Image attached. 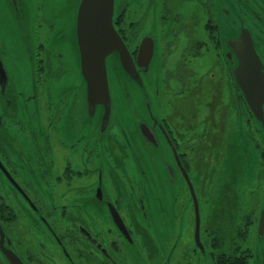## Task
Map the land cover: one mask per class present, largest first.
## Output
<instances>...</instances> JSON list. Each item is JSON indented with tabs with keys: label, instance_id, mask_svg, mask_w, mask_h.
Segmentation results:
<instances>
[{
	"label": "flooded vegetation",
	"instance_id": "obj_1",
	"mask_svg": "<svg viewBox=\"0 0 264 264\" xmlns=\"http://www.w3.org/2000/svg\"><path fill=\"white\" fill-rule=\"evenodd\" d=\"M78 3L0 0V264H264V0H114L153 171L115 99L105 124L88 111ZM243 31L256 91L234 72Z\"/></svg>",
	"mask_w": 264,
	"mask_h": 264
},
{
	"label": "water",
	"instance_id": "obj_2",
	"mask_svg": "<svg viewBox=\"0 0 264 264\" xmlns=\"http://www.w3.org/2000/svg\"><path fill=\"white\" fill-rule=\"evenodd\" d=\"M87 5L88 12L98 25H100L110 36V43L108 47L111 49L109 54L105 56L104 65L105 70L107 73V86L106 90L108 95L106 96L103 103H95V97L93 96L88 83L87 77L83 74L82 71V54L80 53V73L83 77L86 86V97H87V105L88 111L90 115L99 107L101 109V119L102 122L105 124L109 120V116L112 112V101L115 99L117 106L113 112H115V118H118L121 122L120 128L123 130V133L127 136L131 132H134L135 135L138 133L141 137H143L140 145L138 148H141V161L151 170L155 169V155L157 153V141L156 138L149 130V128L141 124V74L135 67V63L129 53L128 49L126 48L125 44L123 43L121 37L115 30L113 26V3L114 0H85ZM78 31H79V22H78V15H77V39H78ZM244 32L246 34H244ZM247 36V37H246ZM244 44H243V60L241 59L239 67L235 68L234 72L237 76V79L241 78L242 83L246 82L244 85L245 89H254L253 74H257L256 77L259 79V75H263L261 70V63L258 60L254 50L251 38L247 31H243L242 36ZM234 41H229L230 48L234 51L235 44L236 47L241 45V39ZM151 48L149 49H141L137 56V64L141 67V57L146 54L147 58L151 56ZM116 54V56H113ZM241 57V56H240ZM113 59V61H112ZM119 61L120 65L116 63ZM110 68L112 69V73L110 72ZM261 79V78H260ZM111 82V83H110ZM112 84V90H111ZM261 88V87H260ZM259 88V90H260ZM110 101V102H109ZM121 105L122 116L119 118L117 111L118 105ZM123 106V110H122ZM99 109V111H100ZM151 111V109H149ZM126 116H131L132 124H126L123 122V119ZM262 117L259 116V118ZM154 174L151 173V176ZM263 232V215L260 219V226H259V236H262Z\"/></svg>",
	"mask_w": 264,
	"mask_h": 264
},
{
	"label": "snow or ice",
	"instance_id": "obj_3",
	"mask_svg": "<svg viewBox=\"0 0 264 264\" xmlns=\"http://www.w3.org/2000/svg\"><path fill=\"white\" fill-rule=\"evenodd\" d=\"M67 7L69 0H61ZM79 31L77 47L82 54V71L87 77L88 86L95 97V103H103L108 95L107 73L104 59L111 49L108 47L110 36L100 25L91 18L85 0H79L77 5ZM241 45L237 47V55L243 60V37ZM4 58L0 57V69L3 68ZM110 102V101H109ZM198 215V212H197Z\"/></svg>",
	"mask_w": 264,
	"mask_h": 264
},
{
	"label": "rangeland",
	"instance_id": "obj_4",
	"mask_svg": "<svg viewBox=\"0 0 264 264\" xmlns=\"http://www.w3.org/2000/svg\"><path fill=\"white\" fill-rule=\"evenodd\" d=\"M39 25H40V28L42 27L41 26V22L40 23H38ZM40 31L42 32V29H40ZM214 60H215V57L213 56V54L212 53H210L207 57H205V59H204V61H202L201 59H199V60H197L196 62H199L198 64H197V66L199 67V68H201V66L203 65V64H207V67H209V65L210 64H212L213 62H214ZM110 72L112 73V69L110 68ZM111 83V82H110ZM111 90H112V84H111ZM225 94H226V90H225ZM224 94V95H225ZM122 110H123V106H122ZM139 110H141V108H139ZM166 111H167V109L165 108V109H163L161 112H162V114H166ZM117 114H118V116H119V118H121V116H122V111H121V105L119 104L118 105V111H117ZM132 117L131 116H126L125 118H124V121H125V123L128 125V124H132ZM70 133L73 135L74 134V132H72V131H70ZM67 142V141H66ZM161 182H164V179L162 178L161 179ZM239 205H238V202H237V207H238ZM171 221H169L168 223H170ZM188 224V222L187 223H185L184 225V228H182L181 227V223H179V224H176L175 225V228H174V230L173 231H176V230H178L179 231V234H183L186 230H187V225ZM170 230H172V229H170ZM185 238V236H183L182 237V239H184Z\"/></svg>",
	"mask_w": 264,
	"mask_h": 264
}]
</instances>
